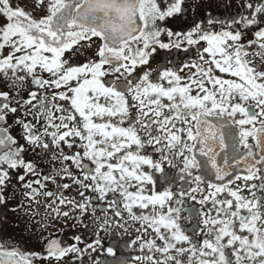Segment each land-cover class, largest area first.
Returning a JSON list of instances; mask_svg holds the SVG:
<instances>
[{
    "label": "snow or ice",
    "instance_id": "snow-or-ice-1",
    "mask_svg": "<svg viewBox=\"0 0 264 264\" xmlns=\"http://www.w3.org/2000/svg\"><path fill=\"white\" fill-rule=\"evenodd\" d=\"M183 4L185 0L166 6L158 0H33L29 12L24 6L14 7L12 0H0V50L10 48L0 56V77L17 96L28 83L37 89L28 88V98L16 102L19 108L11 106L9 91L0 90V125H7L9 113L23 108L29 115L35 109L36 122L44 120L43 132L37 133L31 123L15 119L23 130L22 139L33 151L51 152L62 144L84 150L82 155L79 151L69 155L61 149L52 157L62 164L70 161L82 178L73 175L68 165L54 170L55 175H42L36 162L24 159L26 149L9 134L8 126L0 127V205L7 206L19 185L28 200L39 204L36 198L43 195L49 201L45 207L51 210L47 215L52 220L71 219L73 227L83 224L96 237L88 242L73 235L75 243L65 245L60 239L43 236L54 224L30 220L40 224L42 250L24 254L0 245V264H86L85 255L91 260L92 253L104 247L100 233L109 232L113 226L127 231L131 226L128 220L139 224L137 232L150 228L155 233L154 239L138 235L131 241L129 247L138 246L141 252L132 256L133 264H264V199H257L253 191L257 185L249 184L260 180L259 188L264 191V174H258L264 169V67L249 59L255 55L264 60V2L258 0L254 6L245 0L241 7L249 10L248 15L234 18L226 25L228 30L214 32L197 23L187 31H166L160 22L183 12ZM233 25L252 29L254 39L245 45L244 32L233 30ZM162 34H166L167 42ZM201 42L207 46L196 49L198 60L157 71L160 82L154 81L150 60L157 48L188 52ZM254 46L258 52H250ZM81 55L84 62L73 65V57ZM39 90H52L50 99L48 91ZM131 109L136 110L135 115ZM209 117H215L219 127L210 124ZM225 126L236 129L238 145L245 150L237 163H246V174L224 184L210 182L204 194L203 176L192 172L201 168L194 150L199 144V153L208 157L217 180L231 176L217 164L216 153L208 143L219 139L223 148L224 133L219 129ZM141 130L144 137L139 134ZM42 137L50 138V142ZM75 139L81 143L74 144ZM148 147L159 154V159L146 154ZM114 158L116 163H110ZM249 158L251 163H247ZM84 159L95 165L94 170L82 164ZM181 161L179 179L195 186L187 191H155L153 173H163L165 162L176 168ZM143 167L149 171H142ZM57 176L71 184L58 183ZM163 179L168 180L166 176ZM89 180L91 183H86ZM240 180L244 181L243 188L229 186ZM49 181L56 184V191H41L47 189ZM73 185L81 200L60 192ZM144 185L153 186L151 194H145ZM128 187L136 191L130 192ZM244 189L252 192L251 199L242 194ZM86 192L95 193V197ZM110 192H119L122 200L115 196L108 199ZM222 193L227 197L218 199ZM186 197L201 206L212 205L200 210V231L205 237L201 242L194 243L185 233L179 223L181 209L172 206L173 202L183 204ZM95 200L100 203L95 204ZM150 206L149 214L134 212V208L146 210ZM97 211L102 215L97 216ZM85 217L90 224L85 223ZM226 249H231L230 254ZM106 253L114 255L111 247ZM186 254L185 262L180 257Z\"/></svg>",
    "mask_w": 264,
    "mask_h": 264
},
{
    "label": "flooded vegetation",
    "instance_id": "flooded-vegetation-1",
    "mask_svg": "<svg viewBox=\"0 0 264 264\" xmlns=\"http://www.w3.org/2000/svg\"><path fill=\"white\" fill-rule=\"evenodd\" d=\"M158 2H162L165 6L167 4H171L174 2V0H158ZM245 0H185V4L182 5V8L184 9L183 12L176 14L174 17L167 18L164 22H160L161 26L165 28L166 31H187L191 27H193L195 24L199 23L202 25L203 28L208 29L210 31L219 32L221 30H228L226 28V25L231 23V21L236 18H239V15H248L249 10L246 8L241 7L242 3H244ZM253 5L258 2V0H251ZM259 2H264V0H259ZM13 6H24L26 11L31 12V4L33 3V0H12ZM33 15H36V13H33ZM212 19L213 24H208V20ZM239 28L244 32L243 42L245 45H247V42L251 39H254L253 36V30L252 29H244L240 25H233V30ZM162 39L167 42V36L166 34H162ZM96 43H99V41H96ZM207 45L204 42H201L200 45L192 46L189 48L188 52H184L182 49H170V50H164L157 48L156 52L153 53V57L150 60V64L152 69L155 71L152 72V78L155 82L159 83L156 73L157 71H162L165 68H172L174 66L178 67L184 62H191L192 60H198V53L196 51L197 48L206 47ZM185 47H188L185 45ZM10 51V48H5L3 50H0V56L6 55ZM259 49L257 46H254L252 49H250V52H258ZM67 55V54H66ZM207 58V54H204ZM249 59H252L255 61V63L259 66L264 67V60H261L258 56L250 55ZM73 65H78L82 62H84V57L81 55L79 57H73L72 61ZM145 69H147L148 66H144ZM187 71V70H186ZM139 72V70H138ZM140 75L143 73L140 72ZM219 75V73H216ZM45 77H47V74H44ZM136 74H134L135 76ZM183 75V73H181ZM106 80L112 79V77H106ZM31 87V90L36 91L37 89L35 86H31L30 83L26 84L25 87L20 90V95H16L15 89H9L6 84L2 81V77H0V90L2 91H9L10 92V103L13 107H18L19 105L16 103L17 100L27 99L28 98V88ZM40 92L48 91L49 99L51 96L52 90H39ZM103 103V101H101ZM35 103V102H34ZM55 103L58 104H66L64 101H56ZM53 111H55L53 109ZM131 112L133 115H135L136 110L131 109ZM36 114L35 109L33 110L32 114L25 115V109L21 108L16 114L9 113L8 115V123L7 125H0V127L8 126L9 134H11L19 144L24 146L26 149L23 153V157L26 161H34L37 163L38 171L41 172L42 175H49L53 174L55 175V171H58L61 167L64 165H68L70 168V171L73 173V175L77 176L78 178H82V174L79 169H77L74 165H71V162H64L62 164L59 160H53V154H59L61 149L65 154H73L76 151H79L81 155L83 154V148H76L73 149L67 148L65 145H61L60 148L53 147L51 152H48L46 150L42 149H36L35 151L32 150L31 146L28 145L23 139L22 136L24 135L22 128L15 123V119H23L26 123H31L34 125V131L37 133H41L44 130V120L41 119L39 123L36 122L34 119V115ZM56 116H59L60 113H55ZM108 118H105V121H107ZM210 124H215L217 127H219V121L215 117H209L208 118ZM56 123H59L58 120L55 121ZM97 123L102 122L100 120H96ZM115 122V121H113ZM124 126H128L126 123ZM155 128V126H153ZM221 132L224 133V138H230L235 139V143L237 144V155L241 156L245 150L238 145V135H236V129L233 127L225 126L223 128L219 129ZM142 137H144L145 133L143 130L139 133ZM42 139L48 140L50 142V138L48 137H42ZM186 140V137H185ZM188 143H192L191 141H187ZM81 142L78 139H75L74 144H80ZM249 143L253 145L254 142L249 140ZM132 151H135V147H133ZM144 151V150H142ZM38 153V154H37ZM123 153H120L118 155H122ZM146 154H150L153 159H159V154L155 153L151 147H148L146 149ZM187 154V153H186ZM240 158V157H238ZM252 158H249L247 163H251ZM110 163H116V159L109 161ZM244 163V162H243ZM82 164L89 170H94L95 165L92 164L90 160L84 159L82 160ZM246 166V163H244ZM182 161L179 163V166L176 168H173L165 162L163 164L164 172H154V180H155V191L161 192L164 190H172V191H179L181 188L184 190H188L190 187L195 186L194 184L189 185L186 184L184 181L179 179L180 172L179 168L182 167ZM257 167H260V165H257ZM55 170V171H54ZM106 170V169H104ZM142 171H149L146 167H143L141 169ZM193 175H202L203 176V183L201 184V187L205 189V193L207 194V185L208 183H214V184H224L227 183V181L234 177H227V179H224L223 181H219L217 179L211 178L208 176L207 173H205L204 170H197L192 169ZM94 174V173H93ZM246 173L242 174L241 176L245 175ZM258 174H264V169H262L261 173ZM15 175V173H13ZM118 175V174H117ZM167 177L168 180L165 181L163 177ZM38 177H32V179H36ZM57 182L60 184L63 183H69L71 184V181L68 179H61L59 176L56 177ZM186 179H191L190 177H186ZM15 184V181H13ZM86 183H91V181H87ZM135 184V182H132ZM249 184H255L257 185V188L253 189L255 192V195L257 199H264V191H261L259 188V185L261 184L260 180H253L250 181ZM239 185L243 188L244 181H235L234 184L229 185L233 189L236 188V186ZM35 186V185H34ZM145 188V194H151V190L153 188L152 185H144ZM18 191L16 192V195L14 198H10L8 200L7 206L0 205V245H7L9 246V250L11 248H15L16 250L24 253V254H31L32 252H38L41 251L43 248L44 241L41 239V232L38 231L40 224L39 223H29V221H39L41 223L48 222L50 224H54L55 227L48 228L47 231L43 232L44 237H50L55 239H60L63 241L65 245H70L72 243H75V241L72 239L73 235H80L83 240L91 242L96 237L92 234L91 228H85L83 224H77L75 227H73L74 221L71 219H68L65 221L64 219H61L59 221H54L51 219V216L47 215L51 210L46 209L45 204L49 201L43 196L40 195L36 199L39 201V204L34 203L30 200H28L26 197L22 195V193L25 191V189H22L17 185ZM52 190L56 191V184L48 182L47 189L41 190ZM128 191L134 192L136 191L135 187H128ZM60 192L66 196V197H75L77 200H81L82 198L78 195V191L75 185H73L68 190L60 189ZM87 196L95 197V193L92 192H86ZM246 198L251 199L252 198V192H249L247 189H244L242 193ZM194 195L199 198L200 194L195 193ZM115 198L117 200H122V197H120L119 192L113 194L108 193V199ZM227 197V193L220 194L217 198L223 199ZM231 199V197H228ZM95 204H99V200L94 201ZM20 204H23L24 207H19ZM173 207H179L181 209L180 215L181 220L179 223L181 224L182 228L184 229L185 233L190 236L193 240V242H201L202 239L205 237L203 236V233L200 231L201 228H203V225L201 223V216H200V210L203 209L206 211L207 209L211 208L212 205L209 202L208 204L201 206L200 204L196 203L195 201L191 200L190 198H185L183 204L178 205L174 202L172 203ZM106 208L107 205H104ZM13 208H17V211H12ZM122 209V205H121ZM63 210L67 211L68 208L65 207ZM123 210V209H122ZM234 210V208H233ZM143 211L144 214H149L152 212L151 206L149 209L141 210L139 208H134V212L139 215ZM39 212V215H26V213H36ZM108 216H112V212L109 211ZM213 215H215V210H213ZM244 214V213H242ZM75 215V213H73ZM97 216L102 215L99 211L96 213ZM124 218L127 220V213L124 212ZM85 223H91L90 219L88 217L84 218ZM121 223L123 221H120ZM115 224V220L113 222ZM128 224L131 225L128 227V230L125 231L123 228H118L113 226V228L109 232H101L100 236L102 239L103 248H97V251L92 253L91 260H89V257L85 255L84 259L86 264H91V261L100 260V261H107V264H119L121 261L127 262V264H133L132 262V256L134 255H141V252L139 251L138 246L129 247L132 240L136 239L138 235H143L144 239H154L155 233L152 232V230L149 228L145 232L144 229H140V232H137L136 229L139 228V224H133L131 220H128ZM157 244H160L161 242L159 240H156ZM180 245H178L179 247ZM187 247V245H184ZM80 247H84L83 244L80 245ZM108 247H111L113 249L114 255L108 256L106 253V249ZM135 249V250H134ZM146 251V250H145ZM226 252L230 254L231 249H226ZM175 254V253H173ZM158 257L159 254H156ZM182 261L187 260V254L185 256L180 257ZM234 259V258H233ZM76 264H79V261H76Z\"/></svg>",
    "mask_w": 264,
    "mask_h": 264
},
{
    "label": "water",
    "instance_id": "water-1",
    "mask_svg": "<svg viewBox=\"0 0 264 264\" xmlns=\"http://www.w3.org/2000/svg\"><path fill=\"white\" fill-rule=\"evenodd\" d=\"M209 144L213 146V150L216 153V162L221 167L222 170L231 174V176H225L224 179L227 177H235L236 175H242L245 172V165L244 163H237L239 159L237 155V144L235 143V139L225 138L224 147L221 148L219 139L215 142L212 140L208 141ZM199 144H197L195 151V156L198 162L201 164V170H204L205 173L208 174L209 177L216 179L215 171L211 168L210 163H208V157L201 156L199 153ZM227 160V165L225 161Z\"/></svg>",
    "mask_w": 264,
    "mask_h": 264
}]
</instances>
